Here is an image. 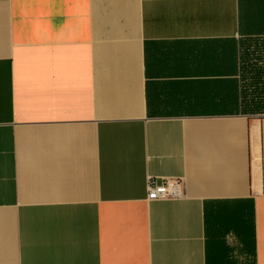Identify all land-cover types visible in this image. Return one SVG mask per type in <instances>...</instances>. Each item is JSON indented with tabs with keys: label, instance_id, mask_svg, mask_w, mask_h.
<instances>
[{
	"label": "crops",
	"instance_id": "0c3cea01",
	"mask_svg": "<svg viewBox=\"0 0 264 264\" xmlns=\"http://www.w3.org/2000/svg\"><path fill=\"white\" fill-rule=\"evenodd\" d=\"M0 264H264V0H0Z\"/></svg>",
	"mask_w": 264,
	"mask_h": 264
},
{
	"label": "built area",
	"instance_id": "2783aa9c",
	"mask_svg": "<svg viewBox=\"0 0 264 264\" xmlns=\"http://www.w3.org/2000/svg\"><path fill=\"white\" fill-rule=\"evenodd\" d=\"M146 186L148 201L179 199L183 196L182 185L175 179H164L157 182L156 179L148 178Z\"/></svg>",
	"mask_w": 264,
	"mask_h": 264
}]
</instances>
